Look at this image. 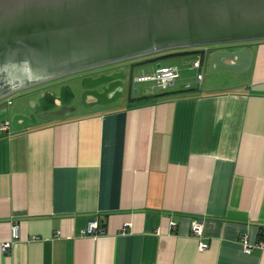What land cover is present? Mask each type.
<instances>
[{
	"label": "crops",
	"instance_id": "obj_1",
	"mask_svg": "<svg viewBox=\"0 0 264 264\" xmlns=\"http://www.w3.org/2000/svg\"><path fill=\"white\" fill-rule=\"evenodd\" d=\"M246 44L248 69L166 96L124 87L125 103L24 128L28 97L2 102L0 264H264V39Z\"/></svg>",
	"mask_w": 264,
	"mask_h": 264
},
{
	"label": "water",
	"instance_id": "obj_2",
	"mask_svg": "<svg viewBox=\"0 0 264 264\" xmlns=\"http://www.w3.org/2000/svg\"><path fill=\"white\" fill-rule=\"evenodd\" d=\"M261 39L264 0H0V70L31 65L56 71L0 97L48 83L11 117L14 128H24L119 99L127 67H112L116 62L176 47L224 45L211 49L208 67L237 73L252 61L245 42ZM82 71L90 72L68 84L58 80Z\"/></svg>",
	"mask_w": 264,
	"mask_h": 264
},
{
	"label": "rangeland",
	"instance_id": "obj_3",
	"mask_svg": "<svg viewBox=\"0 0 264 264\" xmlns=\"http://www.w3.org/2000/svg\"><path fill=\"white\" fill-rule=\"evenodd\" d=\"M246 42L249 43L252 41H246ZM212 46L213 45H198V46H189V47L170 48L166 50L156 51L153 53L142 54L136 57H132L130 59L116 62L115 64H112V65H115V66L116 65L118 66L127 65V68H128L127 70L131 71V73L129 74L130 76L128 77V79H126L125 92L127 93L129 91L131 93V96H135L136 94L140 93L142 86L146 84L155 83V81L134 82V77L136 78L137 76H139V74L141 76L142 74L148 75V74L155 73L154 72L155 65L160 64V63H161L160 65H168L170 63H173L178 66L177 69L179 72V77L176 78L175 87L181 84L184 86L186 85L187 82L194 84L196 70L191 67L192 60L194 59L197 51L204 50V49L208 50V48ZM209 52L210 51L208 50L207 53L209 54ZM203 61H204V56H203ZM82 72H86V71H82ZM82 72H78V73H82ZM78 73L67 74L65 76L60 77L58 80L62 81L65 84H68L71 82V79ZM216 76H217L216 73H212L210 69L208 68L206 69L205 67L204 80L202 81H206L209 78H215ZM46 84L48 83L46 82L39 86H30V87L23 88L18 91L12 92L11 94L1 98L0 104L2 102L7 103L8 101H10L9 104H11L13 101L21 100L22 98L24 100L26 97L30 96V94L33 92L35 88H39L40 86L42 87L46 86ZM125 102H126V98L124 97L122 99L121 98L117 99L113 103L122 104ZM84 110L86 109L78 108L77 110L73 112V115L77 113L78 114L83 113Z\"/></svg>",
	"mask_w": 264,
	"mask_h": 264
},
{
	"label": "built area",
	"instance_id": "obj_4",
	"mask_svg": "<svg viewBox=\"0 0 264 264\" xmlns=\"http://www.w3.org/2000/svg\"><path fill=\"white\" fill-rule=\"evenodd\" d=\"M206 51V49H204ZM203 53L196 52L194 59L192 60L191 67L196 70L195 73V82L200 86L202 84L204 72H205V64L203 61ZM179 77L178 69L176 67H163L158 68L155 73L148 75L137 76L134 79V82H143V81H155L157 87L161 90L167 89L172 86L176 82V78ZM191 85L190 82H187L185 87L189 88ZM10 103V101H8ZM10 128L9 121H3L0 125V129L2 131H8ZM100 231V227L96 220H92L89 222L87 229L85 230L88 234H96ZM17 227H12V236H16ZM191 234L199 240V248L204 249L207 246V243L203 241V227L200 222H193L191 225ZM241 245L242 249L245 253H250L255 247H261L262 244H251L247 238V236H241ZM8 248V244H4L2 246V250H6Z\"/></svg>",
	"mask_w": 264,
	"mask_h": 264
},
{
	"label": "flooded vegetation",
	"instance_id": "obj_5",
	"mask_svg": "<svg viewBox=\"0 0 264 264\" xmlns=\"http://www.w3.org/2000/svg\"><path fill=\"white\" fill-rule=\"evenodd\" d=\"M224 45H213L212 47L208 48L211 51L214 47H219ZM112 67L118 68V65H112ZM97 70H104L103 68H98ZM56 71H48L44 68H32L31 65L27 66H16V67H9L0 70V94L14 90L19 88L23 85L30 84L33 81L42 80L43 78L50 77ZM90 71L78 73L75 76L80 74L89 73ZM74 76V77H75ZM47 85V84H46ZM42 87V86H40ZM36 89V88H35Z\"/></svg>",
	"mask_w": 264,
	"mask_h": 264
},
{
	"label": "trees",
	"instance_id": "obj_6",
	"mask_svg": "<svg viewBox=\"0 0 264 264\" xmlns=\"http://www.w3.org/2000/svg\"><path fill=\"white\" fill-rule=\"evenodd\" d=\"M203 51H204V50H200V51H198V52L203 53ZM193 53H195V52H193ZM193 53H192V54H193ZM168 88H169V87H168ZM168 88H167V89H168ZM167 89L162 90L163 92L157 93V94H155L154 96H155V97H160V96H166V95H169L170 92H169V91H166ZM186 89H188V88H186ZM147 97H149V96H147ZM147 97H144V98H147Z\"/></svg>",
	"mask_w": 264,
	"mask_h": 264
}]
</instances>
